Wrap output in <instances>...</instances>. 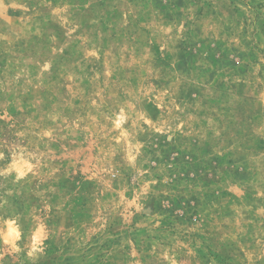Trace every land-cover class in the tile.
<instances>
[{
  "label": "rangeland",
  "instance_id": "374dc122",
  "mask_svg": "<svg viewBox=\"0 0 264 264\" xmlns=\"http://www.w3.org/2000/svg\"><path fill=\"white\" fill-rule=\"evenodd\" d=\"M0 264H264V0H0Z\"/></svg>",
  "mask_w": 264,
  "mask_h": 264
}]
</instances>
